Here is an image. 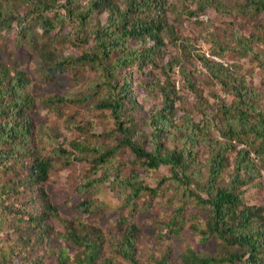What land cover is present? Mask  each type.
<instances>
[{"label":"trees","instance_id":"trees-1","mask_svg":"<svg viewBox=\"0 0 264 264\" xmlns=\"http://www.w3.org/2000/svg\"><path fill=\"white\" fill-rule=\"evenodd\" d=\"M196 1L193 15H200L209 7L220 13L230 12L224 0ZM18 4L28 6L25 14ZM239 8L246 13H261L264 0H241ZM172 11L170 0H0V34L12 29L14 23L24 26V31L33 30L31 24L27 26L24 22L36 18L46 34L58 27L59 32L67 31L71 23L73 28L67 35H74L86 46L69 55L42 51L43 64L48 78L78 66L102 70L111 89L98 105L111 111L119 143L99 152L98 163H107L116 150L128 148L143 169L156 170L162 165L170 169V174L163 176L156 187L141 183L135 172L127 177L118 173L111 184L126 195L131 211L137 209L136 200L143 193L157 195V188L167 181L194 198L203 210V222L192 224V228L203 240L213 238L217 251L199 253L188 247L180 263L171 262L167 251L156 264H264V205L249 202L243 188L256 181L264 169V96L246 76L237 72L233 63L225 65L198 52L192 38L183 35L170 21ZM260 27L264 34V26ZM210 35L208 40L214 44V53L224 56L230 47L216 34ZM253 43L251 34L238 36L235 48L242 56L256 57L258 65L264 67V60L258 57ZM171 45L180 54L201 62L220 89L214 94V102L205 97L193 70L179 55H170L161 63ZM154 68H161L163 80L159 77L155 81ZM29 83L25 70L0 59V172L16 174L0 182V229L5 222H11L19 229L20 239L29 230L41 243L52 231L48 217L59 216V212L45 191L50 160L41 156L32 144L29 110L34 99L26 91ZM136 86L146 89V95L158 92L160 102L145 110L138 101ZM185 89L196 100L195 107L201 113L198 119L185 105L186 96L182 93ZM54 99L66 100L63 96ZM73 145L80 153L88 147L80 143ZM59 150L67 160L80 158L63 147ZM230 169L228 182H224ZM107 173L105 180L111 177ZM21 191H35L28 196L30 208L9 201V195ZM87 199L84 211L92 212V202ZM184 211L185 204L177 205L164 227L168 231L177 230ZM76 225L73 229L69 227L68 235L77 248L75 264H114L113 257L104 249L107 244L126 264H145L138 246L142 229L134 218H120L121 227L113 241L111 237L107 239L100 227ZM37 245L27 239V248L34 249ZM26 247L19 245L14 253L25 255ZM58 252L60 264H67L70 255L67 249ZM9 254H2L0 264H7ZM28 261V264L40 263L39 255Z\"/></svg>","mask_w":264,"mask_h":264},{"label":"rangeland","instance_id":"rangeland-1","mask_svg":"<svg viewBox=\"0 0 264 264\" xmlns=\"http://www.w3.org/2000/svg\"><path fill=\"white\" fill-rule=\"evenodd\" d=\"M170 1L173 5V11L169 13L170 21L180 28L183 35L192 38L198 52L210 58L218 57L222 62L233 63L237 72L246 76L248 82L264 96V67L258 65L256 57L242 56L235 48L238 36L251 34L258 57L264 60V34L260 30V26H264V12L246 13L247 11L239 8L241 0H224L229 13H220L209 7L200 13L207 18H201L200 15L191 13L197 10L196 0ZM18 7L23 14L28 9L26 4H18ZM28 23L33 30L24 31V26L14 23L12 29L0 34V59L25 70L29 77L30 83L26 91L34 99L29 110L33 124L32 144L41 156L50 160V175L45 183V191L48 199L56 205L59 216L48 217L52 231L48 239L41 243H38L37 235L29 230L25 238L20 239L19 229L11 222H5L0 229V258L8 252L10 254L7 264H28V260L33 261L39 255L38 264H60L58 249L65 248L70 253L67 264H75L74 254L77 248L68 238L69 227L76 228L78 223L97 226L103 230L107 239L111 237L110 241H113L116 240L114 235L119 233V220L122 217L134 218L142 229L138 246L139 256L145 264H156V260L167 251L170 252L171 262L180 263L181 255L188 247H193L199 253L216 252V241L213 238L201 239L192 228V224L203 222V210L194 198L185 195L175 183L165 182L157 188V195L143 193L136 200L137 209L131 211L128 208L126 195L111 184L115 175L120 173L119 176L127 177L135 172L141 183L156 187L163 176L170 174L169 167L162 165L156 170L143 169L139 159L128 148L116 150L107 163H98L99 152L119 143L116 122L111 111L98 105L108 95L111 87L108 86L102 70L88 65L67 68L48 78L42 51L43 54L46 50H52L57 54L69 55L86 45L74 35H67L73 28L71 23L67 26V31L59 32L58 27L51 34L44 32L38 18L24 22L27 26ZM211 33L216 34L230 47L224 56L214 53V44L208 40ZM168 51L161 63L166 62L170 55H179L187 67L193 70L205 97L214 102V94L220 92V89L208 76L201 62L195 57L180 54L181 51L172 45L168 47ZM152 72L156 82L159 77L164 79L161 68H154ZM177 79L179 80L178 74ZM149 80L152 82V79ZM135 90L138 101L144 104L145 110L161 100L158 92L146 95V89L138 86ZM182 93L186 96L187 108L193 110L197 119L200 118L201 113L195 107L193 94L187 89L182 90ZM145 95L147 97L144 99ZM57 96H63L66 100L54 99ZM144 112L143 110L141 114ZM76 143L86 144L88 147L80 153L74 149L73 144ZM62 147L69 152H76L80 158L65 159V153L59 150ZM205 156L203 153L202 157ZM231 171L232 169L225 173L224 182H228ZM107 172L111 174L109 180L104 178ZM15 175L0 172V182ZM243 188L246 189L245 196L249 202L264 205V169L256 181L249 182ZM31 194H35V191L14 192L9 195V201L11 199L13 202H21L30 208L28 196ZM86 198L92 202V212L84 211ZM180 203L185 204L181 226L177 230L168 231L164 223L173 216ZM28 238L37 242L38 247L27 248ZM19 245L26 247L25 255L14 253ZM104 249L107 254H111L114 264H126L110 244Z\"/></svg>","mask_w":264,"mask_h":264},{"label":"built area","instance_id":"built-area-1","mask_svg":"<svg viewBox=\"0 0 264 264\" xmlns=\"http://www.w3.org/2000/svg\"><path fill=\"white\" fill-rule=\"evenodd\" d=\"M201 18H207V16H205V15H202L201 16ZM214 57V56H213ZM215 59H217V60H220L218 57H215ZM220 61H222V60H220ZM225 65H227L228 63L227 62H223Z\"/></svg>","mask_w":264,"mask_h":264}]
</instances>
